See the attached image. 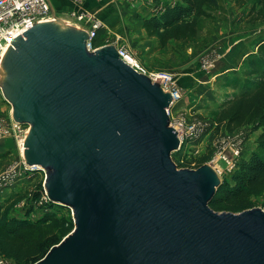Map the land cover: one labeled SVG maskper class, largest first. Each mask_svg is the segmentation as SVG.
Masks as SVG:
<instances>
[{"label": "water", "instance_id": "1", "mask_svg": "<svg viewBox=\"0 0 264 264\" xmlns=\"http://www.w3.org/2000/svg\"><path fill=\"white\" fill-rule=\"evenodd\" d=\"M87 39L46 19L0 56L1 96L29 127L23 162L44 170L49 201L73 215L35 264H264V211L214 212L217 173L171 161V94L114 45L89 52Z\"/></svg>", "mask_w": 264, "mask_h": 264}, {"label": "rangeland", "instance_id": "2", "mask_svg": "<svg viewBox=\"0 0 264 264\" xmlns=\"http://www.w3.org/2000/svg\"><path fill=\"white\" fill-rule=\"evenodd\" d=\"M126 1L135 7L146 1L153 6L154 15L157 14L156 9L159 11L174 2L140 0L134 4L132 0ZM66 14L61 13L59 17L74 24ZM135 15L136 17L130 19L126 13L120 22L117 20L114 23H103L105 28L100 30L94 47L98 49L110 45L112 40L119 36L133 50L147 73L168 71L176 74L183 99L173 107L172 115L183 120L186 127L194 124L198 131H202L198 137L185 141L179 151L173 152L171 161L178 169L196 170L206 156L208 158L202 165L213 166L221 185L232 184L233 172L240 161L248 160L253 154L264 160V151L258 147L261 128L253 129L252 125H248L229 134L224 127H218L216 122V117L223 107L239 96L253 92L262 79L260 70L251 67L250 62L256 60L257 56L264 58V48L262 52L257 51L260 45H264V0H218V9L210 12V18L198 21V33L195 38L169 41L165 47L160 46L157 38L147 36L142 26L137 24L139 14ZM237 44L245 47V52L250 53L237 56L233 54L232 47ZM10 113L11 107L0 102V130L7 125ZM235 147L238 148L237 157L232 155ZM19 158L18 139L13 136H1L0 175L16 164ZM229 162L235 163L236 166L229 168ZM10 178L0 184V220L34 224L48 215H55L54 221L60 225L66 223L65 230L68 234L71 233L73 227L69 222L68 209L52 203V207L49 206L43 211V208L36 207L32 202L45 190V175L42 172L18 176L12 183H5L12 180ZM6 184L9 186H5ZM17 198L21 200L18 201ZM25 199L28 204L18 206ZM247 203V206L238 212H231L225 207L214 212L238 214L256 208L264 211V189L260 194L250 197ZM62 231V228L55 227L53 235L45 238V252L58 246L67 236L63 237Z\"/></svg>", "mask_w": 264, "mask_h": 264}, {"label": "trees", "instance_id": "3", "mask_svg": "<svg viewBox=\"0 0 264 264\" xmlns=\"http://www.w3.org/2000/svg\"><path fill=\"white\" fill-rule=\"evenodd\" d=\"M158 3V0H154ZM218 9V0H175L173 6H164L156 15L143 18L137 16L142 29L150 38H157L161 47L169 41H186L195 38L198 33V21L210 18V12ZM264 45L258 47L262 52ZM251 67L260 70L262 79L250 94H244L223 107L217 117L218 127H224L230 134L234 130L252 125L261 128L258 147L264 151V58L257 56L250 62ZM208 157H203L202 164ZM199 165V166H202ZM264 189V160L253 154L248 160L239 162L233 172L232 184L223 183L218 187L209 206L213 211L225 207L231 212H238L247 206L250 197L260 194ZM16 200L20 201V198ZM17 201V202H18ZM53 204H49L52 207ZM55 215H48L39 223L25 221L0 220V255L15 264H34L41 260L45 252L46 240L53 235L54 228H62L65 237L66 223L54 221ZM73 227L72 222L69 220Z\"/></svg>", "mask_w": 264, "mask_h": 264}, {"label": "built area", "instance_id": "4", "mask_svg": "<svg viewBox=\"0 0 264 264\" xmlns=\"http://www.w3.org/2000/svg\"><path fill=\"white\" fill-rule=\"evenodd\" d=\"M66 1L69 2L72 6V9L67 12L66 15L74 21V24L71 23L72 25L84 30L87 33L88 39L86 41V48L89 52H93L94 50H96V47H94L95 41L99 37L100 30L105 28V25L96 14L85 8L84 3L86 0ZM132 1L134 4H136L140 0ZM174 4L175 0L172 4H170V6H173ZM159 11L157 9L155 10V12L157 13ZM51 17H54V15H52L51 13V9L47 0H0V56L5 46L12 39L22 35L24 32L32 28L35 24L41 23L46 19L48 20ZM55 17L57 20H61L63 22L65 21L68 23V21L60 18L57 13H55ZM110 45H114L117 55L121 61L131 67L135 72L147 76L152 83L158 84L162 91L169 92L171 94L170 107L166 110V113L169 117V123L171 127H176V122H178L179 124L176 132L179 140L178 151L185 141L192 140L193 138L198 137L201 134L202 130L198 131L197 126L195 127L194 124L186 127L183 123V120H179L180 118L176 119V117L172 115L173 107L183 99V93L182 89L179 86L178 76L168 71H156L153 73H147V71L140 64L133 50L119 36L115 37ZM6 124L7 125L4 127V129L0 130V137L13 136L14 138L18 139V150L20 158L16 162V164L11 166L7 171L3 172L0 175V184L9 177H11L10 179L12 180H9L5 183H12V181L18 176H30L38 171L42 172L45 175L44 170H42L40 167L27 166L23 162L21 147L23 146V142L29 127L13 121L11 113ZM232 155L234 157L238 156V148L235 147L233 149ZM228 165L231 169L236 166L235 163L231 162H229ZM5 186H9V184H6ZM27 202L28 200L25 199L21 201L18 206L23 207L25 204H28ZM32 202L36 207L43 208V211H46L49 207V204H52L49 201L45 190H43L38 199ZM68 210L70 214V221L73 224L72 211L70 209ZM0 264H15V262L0 255Z\"/></svg>", "mask_w": 264, "mask_h": 264}, {"label": "crops", "instance_id": "5", "mask_svg": "<svg viewBox=\"0 0 264 264\" xmlns=\"http://www.w3.org/2000/svg\"><path fill=\"white\" fill-rule=\"evenodd\" d=\"M52 7L55 10V13L60 15L61 13L66 14L72 9V6L66 0H49ZM84 6L87 10L96 14L100 20L105 22H115L125 18V14L127 13L130 19L136 17V13L141 15V17L146 18L154 15L152 13L153 6L151 4H147L146 1L143 4H138L132 6L126 0H86ZM127 10H130L127 12ZM141 26V22H137ZM129 29V28H128ZM127 32V30L125 31ZM141 32L143 30L141 29ZM143 34V33H141ZM140 35V34H139ZM141 36V35H140ZM232 49H234V53L237 55H247L250 52H245V47L240 46L239 44L233 45ZM245 53V54H244ZM179 80V79H178ZM3 97L0 93V102H4ZM5 103V102H4ZM179 114L182 115L181 111L178 110Z\"/></svg>", "mask_w": 264, "mask_h": 264}, {"label": "bare ground", "instance_id": "6", "mask_svg": "<svg viewBox=\"0 0 264 264\" xmlns=\"http://www.w3.org/2000/svg\"><path fill=\"white\" fill-rule=\"evenodd\" d=\"M48 21L56 22V23H57L58 21H59L60 23H67V22H65V21L63 22V21H61V20H57L56 17H51V18L48 19ZM68 23H69V22H68ZM69 24H71V23H69ZM178 127H179L178 122H176V127H173V126H172V128L175 130V132H177ZM20 147H21V146H20ZM21 148H22V147H21ZM21 155H22V149H21ZM210 167L213 169V166H212V165H210ZM213 170H214V169H213ZM214 171H215V170H214Z\"/></svg>", "mask_w": 264, "mask_h": 264}]
</instances>
